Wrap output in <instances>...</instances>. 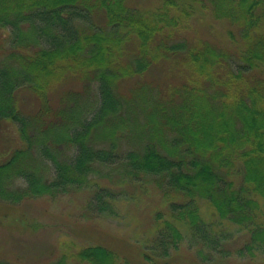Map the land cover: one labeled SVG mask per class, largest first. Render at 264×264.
Here are the masks:
<instances>
[{"label": "trees", "instance_id": "trees-1", "mask_svg": "<svg viewBox=\"0 0 264 264\" xmlns=\"http://www.w3.org/2000/svg\"><path fill=\"white\" fill-rule=\"evenodd\" d=\"M200 2L0 0V202L94 189L104 211V196L139 184L161 197L147 207L140 250L139 233L129 241L138 261L180 264L188 238L196 263L223 264L228 224L247 229L238 252L264 264V0ZM195 5L217 30L205 23L188 39ZM125 257L69 243L47 264H131Z\"/></svg>", "mask_w": 264, "mask_h": 264}, {"label": "rangeland", "instance_id": "rangeland-1", "mask_svg": "<svg viewBox=\"0 0 264 264\" xmlns=\"http://www.w3.org/2000/svg\"><path fill=\"white\" fill-rule=\"evenodd\" d=\"M138 1V4L143 5L142 7L147 10H155L163 6L162 0ZM173 1L179 5V8H183L187 7L192 0ZM195 9L194 16H189L185 22L187 28L193 30L186 35L188 39L194 36L193 32L197 28L199 29L201 25L205 26V23L210 25L208 32L214 33L217 30L209 15L197 11L204 10L203 6L195 5ZM208 18L209 22H207ZM31 30L34 31V28L31 27ZM29 36L30 38L35 37L33 34ZM217 36L219 37V33ZM0 38L8 40L6 30H0ZM130 79L126 81L127 85L130 84L132 80ZM152 79L153 76L149 78V80ZM94 90L93 98L96 100ZM19 96L20 105L24 106L26 110L30 109L32 105L34 108L35 99L33 97L29 94L22 95V93ZM100 185H107L108 189L112 186L104 180L100 181ZM124 186L125 191L115 201L104 196L103 200L106 204L104 211L98 210V205L92 197L94 189H86L72 195H58L54 199L43 196L22 201L16 205H5L0 202V262L7 264L51 263L60 257L61 252L70 243L72 249L78 246L103 244L117 251L123 257L125 252V261L128 263L145 264L143 260L138 261L134 252H130L132 244L129 241L137 239L135 235L139 233L140 235L135 241H138L137 245L140 250V241L145 235L144 231L147 227H145V223L148 222L149 217L154 215L147 210V207L153 205L155 198L158 202L157 198L161 196L159 193L153 196L149 189L143 196L141 193L143 185L128 184ZM113 187L118 189L120 186L117 187L113 184ZM200 206L204 218L208 220L207 207L204 203H201ZM261 213L260 216L264 218V206ZM221 228L223 229V238L219 248L223 250L224 257L219 261L223 264H262L263 255L255 254V252L251 255L245 250L241 254L238 252L243 248L248 237L246 228L228 224H223ZM126 242H129L128 246ZM199 248V243L187 238L178 250L180 264H198L196 261L200 262L202 259L197 255ZM205 252L209 253V251ZM209 254L211 255V253ZM213 254L212 258L218 259L219 253ZM131 259L136 260V263Z\"/></svg>", "mask_w": 264, "mask_h": 264}]
</instances>
